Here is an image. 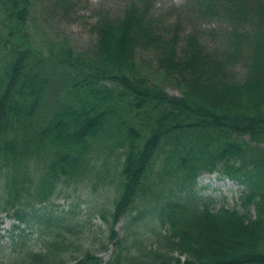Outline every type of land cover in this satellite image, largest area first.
<instances>
[{"label": "trees", "instance_id": "obj_1", "mask_svg": "<svg viewBox=\"0 0 264 264\" xmlns=\"http://www.w3.org/2000/svg\"><path fill=\"white\" fill-rule=\"evenodd\" d=\"M35 2L0 0V213L17 221L12 242L32 241L29 211L56 222L71 210L43 206L86 184L112 193L105 264H264V0H229L221 51L159 27L151 0L99 11L87 51L65 36L39 42ZM141 51L154 52L159 79ZM204 174L238 186L232 207L199 194ZM124 218L128 240L114 229ZM73 228L0 264H102L80 248L65 260Z\"/></svg>", "mask_w": 264, "mask_h": 264}, {"label": "rangeland", "instance_id": "obj_2", "mask_svg": "<svg viewBox=\"0 0 264 264\" xmlns=\"http://www.w3.org/2000/svg\"><path fill=\"white\" fill-rule=\"evenodd\" d=\"M132 1L139 0H65V3L59 0H36L29 28L36 41H54L65 36L75 51H87L96 42L92 26L97 13L104 10L117 15ZM151 3V16L159 27L166 30L178 25L181 41L189 34H196L207 49L221 51L226 47L227 36L232 29L225 15V10H229V0H151ZM138 59L159 79L153 51L139 52ZM231 71L235 80L242 81L246 72L245 63L234 66ZM162 86L169 95H180L171 84L164 82ZM197 190L203 197L212 199L215 207H232L238 194L233 182L220 180L216 174L202 175L198 179ZM111 194L109 189H96L86 184L67 188L63 195L53 199L52 204L43 206L51 209L54 215L71 210L64 217H52L57 221L49 223L42 212L34 214L29 211L26 214L33 225V228L26 227V230L33 232V238L25 245L13 243L8 238L9 229L15 223L8 214L13 213H0V236H4L0 238V259L3 262L13 260L24 250L43 253L49 239L54 237L57 225L59 232L65 231V225H71L74 227L71 233L74 242L65 260L71 262L74 257H80L82 253L77 251L80 248L98 256L105 264L115 250L108 240L110 219L107 214L105 219L102 217L110 206ZM125 224L124 218L114 229L118 238L128 240ZM23 227L25 225H21ZM4 247H7L6 251L2 250Z\"/></svg>", "mask_w": 264, "mask_h": 264}]
</instances>
